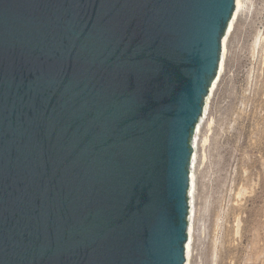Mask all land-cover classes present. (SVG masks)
Returning <instances> with one entry per match:
<instances>
[{
    "label": "water",
    "instance_id": "95a60500",
    "mask_svg": "<svg viewBox=\"0 0 264 264\" xmlns=\"http://www.w3.org/2000/svg\"><path fill=\"white\" fill-rule=\"evenodd\" d=\"M248 0H0V264H186Z\"/></svg>",
    "mask_w": 264,
    "mask_h": 264
},
{
    "label": "rangeland",
    "instance_id": "374dc122",
    "mask_svg": "<svg viewBox=\"0 0 264 264\" xmlns=\"http://www.w3.org/2000/svg\"><path fill=\"white\" fill-rule=\"evenodd\" d=\"M189 264H264V0H248L217 103Z\"/></svg>",
    "mask_w": 264,
    "mask_h": 264
},
{
    "label": "bare ground",
    "instance_id": "6f19581e",
    "mask_svg": "<svg viewBox=\"0 0 264 264\" xmlns=\"http://www.w3.org/2000/svg\"><path fill=\"white\" fill-rule=\"evenodd\" d=\"M191 241H192V237H191ZM190 248H191V243H190ZM190 248H189V253H188V258H187V263L186 264H189Z\"/></svg>",
    "mask_w": 264,
    "mask_h": 264
}]
</instances>
